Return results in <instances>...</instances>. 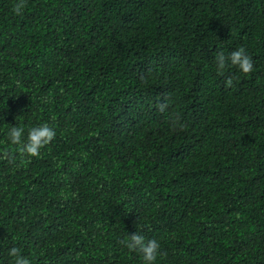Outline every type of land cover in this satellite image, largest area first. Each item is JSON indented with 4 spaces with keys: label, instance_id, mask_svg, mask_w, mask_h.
Segmentation results:
<instances>
[{
    "label": "trees",
    "instance_id": "16d2710c",
    "mask_svg": "<svg viewBox=\"0 0 264 264\" xmlns=\"http://www.w3.org/2000/svg\"><path fill=\"white\" fill-rule=\"evenodd\" d=\"M0 264H264V0H0Z\"/></svg>",
    "mask_w": 264,
    "mask_h": 264
}]
</instances>
